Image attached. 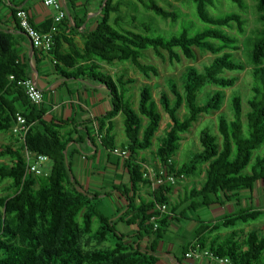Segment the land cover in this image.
<instances>
[{"label": "trees", "instance_id": "1", "mask_svg": "<svg viewBox=\"0 0 264 264\" xmlns=\"http://www.w3.org/2000/svg\"><path fill=\"white\" fill-rule=\"evenodd\" d=\"M18 1L23 0H9L14 6L11 10L15 18L19 11L25 10L19 9L16 5ZM79 1L66 0V4L72 11L76 10ZM187 1L194 9L196 7L195 17L201 26L191 22L189 27L182 26L179 34L170 37L157 34L153 20H140L138 17L141 5L140 8L147 13L177 23L181 14L167 10L160 0H101V19L97 27L89 33L85 32L82 49L66 39L70 48L68 54L54 51L59 40L58 34L55 36L51 54L56 53L57 61L65 69H73V73L66 76L76 79L88 77L104 85L110 92L113 109L106 116L98 118L99 132L105 131L103 145L110 150L117 149L113 120L119 115L124 116L127 144L123 148L129 154L124 165L131 176V187L122 191L128 209L117 217H109L99 208V196L92 197L74 185L66 156L71 142L70 134L62 132L63 126L68 127L72 122L47 123L44 120L46 111L29 101L25 89L19 85L31 79L29 66L19 60L12 34L0 26V134H13L18 115L23 116L30 127L22 149L0 147V162L6 159L12 162L11 165H0V183L12 180V189L16 190L13 195L0 200V264H157L158 258L141 248L140 241L144 236L141 231L149 233L154 230L151 221L156 218L159 220L156 232L159 238L162 237L171 217L163 215L160 208L169 206L175 185L158 187L151 202L142 201L138 206L135 205V197L141 185H152V181L146 178L148 173L139 155L154 146L162 114L150 87L141 90L137 112L128 98V86L134 81H125V76L115 80L102 72L103 64L132 63L147 79H151L152 75L158 77L159 71L155 66L141 62L144 52L149 50L161 57L167 53L171 63H180L182 56L195 60V48L215 57L203 71L196 67L189 68L183 92L173 80L169 81L175 105L166 94L160 99L162 108L171 120L170 130L156 151L161 168L178 182L183 177L195 174L196 167L207 165L203 184L193 187L186 194V202L191 203L190 209L209 207L222 202L221 198L231 199L245 191L253 194L259 184L264 192V156L255 158V154L264 148V0H256L263 28L249 52L255 66L253 74L258 81L250 100L247 135L242 133V100L236 96L232 100L235 120L229 121L224 115L219 116L218 131L222 144L218 135L205 130L200 138L203 151L181 168L173 163L184 135L190 132L200 117L223 109L225 89L233 88L237 82L236 77H226L225 74L244 70L243 63L235 57V53L241 51V42L228 32L236 26L240 35L246 33L244 15L230 12L216 17L211 12L218 9L215 0ZM228 1L242 12H247L245 0ZM124 8L127 12H124ZM74 22L75 29H79L80 23L76 18ZM210 86L219 90L212 94L206 104H200L204 90ZM182 106L189 114L183 121L178 117ZM143 118L148 121L145 128ZM25 147L47 156L54 163L50 176L42 177L39 188H36V178L27 172ZM248 169L250 173H246ZM129 212L135 213L129 224L140 222V231L133 237L122 234L117 227ZM263 214L262 211L245 210L228 218L223 225L230 227L237 223L257 221ZM107 242L112 245L106 246ZM246 244L248 249L245 252L240 253L236 245L217 251L216 255L229 257L233 264H253L264 253V237L251 232Z\"/></svg>", "mask_w": 264, "mask_h": 264}, {"label": "crops", "instance_id": "2", "mask_svg": "<svg viewBox=\"0 0 264 264\" xmlns=\"http://www.w3.org/2000/svg\"><path fill=\"white\" fill-rule=\"evenodd\" d=\"M43 1L23 0L16 2V5L19 9L25 8L24 11L38 31L40 29V32H47L59 11L47 8ZM59 1L62 2L67 17L60 25L59 40L54 51L56 50L57 54H68L70 48L66 39L73 41L82 49L85 44L83 37L85 32L89 33L97 27L101 19V0H80L76 10L72 11L68 8L66 0ZM12 7L14 6L9 0H0V26L12 34L19 60L29 66L31 80L38 84L44 94V103L38 108L46 111L45 122L58 124L72 122L68 127L63 126L62 132L70 134L71 142L66 156L71 178L73 182L75 181L74 185L78 186L79 191H84L92 197L99 196V208L102 207L103 211L111 210L109 209L113 204L111 200L116 198L120 206L116 210V215L109 217L124 214L128 209V202L122 191L131 187V176L124 165L129 154L127 159L122 157L126 150L123 148L124 144L118 149L117 141L115 142L117 149L110 150L105 147L103 145L105 131L99 132L98 118L106 116L113 109L109 90L88 77L76 79L66 76L73 73V69H65L57 61L56 53L45 54L35 50L30 39L17 27ZM3 10H6L5 15L2 13ZM75 18L80 23L79 29H75ZM121 119L122 116L119 115L113 121L118 122ZM74 123L79 125L75 126ZM160 169L163 171L161 167ZM146 170L148 173L146 178L152 181V185L140 186L135 197L136 206L142 201L151 202L157 189L153 186L152 171ZM193 187L185 178L179 181V185L170 196L169 206L165 211H161L163 215L171 217L166 230L159 238L156 232L159 220L153 219L151 223L155 229L149 233L141 231L144 235L140 241L142 250L156 256L157 264H233L227 256L218 257L217 251L236 245L239 246L240 253L247 251L246 240L251 232H257L263 237L264 214L253 227L247 224L242 226L243 223L230 227L223 224L228 218L245 210L264 212V208L259 207V198L255 200L254 194L251 193L249 197H243L241 192L240 196L231 199L221 198L222 202L209 207L190 209L191 203L186 202V194ZM256 189L258 196L264 195L261 184ZM134 216V212H129L118 224L117 227L121 225L125 227V230L122 229L123 232L119 230L122 234L133 237L140 231V222L129 224ZM189 254L194 256L187 257ZM253 264H264V253Z\"/></svg>", "mask_w": 264, "mask_h": 264}, {"label": "rangeland", "instance_id": "3", "mask_svg": "<svg viewBox=\"0 0 264 264\" xmlns=\"http://www.w3.org/2000/svg\"><path fill=\"white\" fill-rule=\"evenodd\" d=\"M248 6L247 12H242L236 5L232 4L228 0H215L217 5V10L212 9L211 12L214 16L220 17L224 16L225 13L230 12H239L244 15L245 20L247 21V25L245 27V34L240 35L237 27L235 26L234 29L229 30L228 32L233 36L239 38L241 42V51L235 53V57L239 59L243 65L244 70L239 72H227L225 74L226 77H236L237 82L233 88L225 89L226 93V100L223 106V109L219 112H214L210 115H203L200 117L199 121L194 124L190 132L184 135L183 141L181 142V149L178 155L174 158L173 163L177 168H181L185 163H189L191 159L198 153L203 151L201 145V135L203 131H209L213 135L219 136V142L222 144V138L218 131V123H219V116L224 115L229 121H234L235 116L233 112V98L238 96L242 100V108H243V115L241 118L242 124V133L243 135H247L248 133V114L251 112V105L250 100L254 95V86L256 85L257 77L253 74L255 70V66L253 65L250 57L249 52H251L252 45L256 37L259 36V33L262 31V23L259 19V14L256 9L257 1L256 0H245ZM61 2V1H60ZM62 3V2H61ZM160 4L165 7L169 11H177L181 14V19L177 23H172L171 21H164L163 19L155 16L154 14L147 13L143 8H140L139 5V19H150L155 22V28L157 29V34H164L169 35L170 37L173 34H179L182 31V26L189 27L191 22L195 23L196 26H201L200 22L195 17L196 7L190 4L187 0H183L177 2L175 0H160ZM7 10V9H6ZM6 10H3L2 13L5 15ZM55 11V8H52ZM124 12H127L124 8ZM211 13V14H212ZM195 31V30H193ZM196 53L195 60H188L184 56H182V60L180 63H171L168 58V54L164 53V56H158L155 54L153 50H149L144 52V56L141 59V62L145 65L155 66L159 71V76L156 77L154 75L151 76V79H147L143 74H141L138 69L132 63H124V64H115L109 66L108 64L102 65V72L105 75H109L115 80L119 79L122 76H125V81L133 80L134 83L128 86L129 94L128 98L131 100L133 108L138 112L139 105H140V96L141 90L144 87H150L153 92V97L155 102L157 103L158 110L162 114V122L154 139V146L146 151L142 152L139 155V160L144 163V168L151 170V174L154 178V184L156 183L157 179L160 177V162L158 157L156 156V151L158 147L161 145L162 141L164 140L166 134L169 132L171 127V120L169 115L164 111L161 106L160 99L163 94H166L170 99L173 105H175V96L169 89V81L173 80L179 90L183 92V88L185 85V76L188 72L189 68L196 67L200 71H203L205 66H208L212 63L213 59L215 58L210 53L201 52L198 49H194ZM264 67V64L262 65ZM219 90V88L215 86H210L206 88L199 100L200 104H206L212 94ZM118 122L114 121L115 124V134L117 135L116 141L118 143V149L120 145L127 144V138L125 135V124H124V116ZM189 116L188 111L185 106H182L178 111V117L180 120H185ZM148 125V121L143 118V128ZM143 132V129L141 133ZM11 133H3L0 134V147L2 146H11L12 148L18 150L22 149L23 142L16 136ZM264 156V148L259 150L255 154L256 156ZM254 158V160H255ZM11 165L12 162L10 159L3 160L0 162V165ZM54 166L53 161L49 160L46 162L42 168L43 174L50 176L52 168ZM206 169L207 165L198 166L195 169V174L190 175L189 177H185L186 182L189 185L194 187H200L203 182L205 181L206 176ZM162 170H165L162 168ZM166 171V170H165ZM167 172V171H166ZM246 173H250V169L246 171ZM36 178V188H39V183L42 177H35ZM163 180H167V177H162ZM72 179V178H71ZM180 181V180H179ZM179 181L176 184L179 185ZM12 180H6L3 183H0V200L13 195L16 190L12 189ZM69 186V185H68ZM73 186V185H71ZM70 186V187H71ZM174 187V190L176 187ZM259 186V185H258ZM260 189V188H259ZM261 192V190H260ZM258 190L256 189L254 194V199L257 200L259 198L260 201V208H264V195L258 196ZM250 192L245 191L242 193L243 197H249ZM113 204H111V210H104V213L108 216L116 215V210L120 206L116 198L111 200ZM257 207V205H256ZM102 209V207H100ZM1 210H4L1 208ZM259 221H254L250 223H246L249 227H253L254 224H258ZM246 224H242L245 226ZM127 228V227H126ZM118 229L123 232L125 227L123 225L119 226ZM123 229V230H122ZM264 237V234H263ZM106 246H111L110 242L105 243Z\"/></svg>", "mask_w": 264, "mask_h": 264}, {"label": "built area", "instance_id": "4", "mask_svg": "<svg viewBox=\"0 0 264 264\" xmlns=\"http://www.w3.org/2000/svg\"><path fill=\"white\" fill-rule=\"evenodd\" d=\"M43 4L47 8H55L59 11V15L54 18V23L49 31H38L33 26L28 14L24 10H21L16 14V20L17 27L30 39L33 48L45 54H50L53 51L55 45V36L58 34L60 25L66 19L67 15L63 11V5L59 0H44ZM11 79L13 80L14 78L12 77ZM19 85L25 89L26 95L33 105H35L36 107H40L43 105L44 94L35 81L30 79L24 82H20ZM29 130L30 127L28 126L26 119L23 116L18 115L17 122L13 128L12 133L25 144ZM24 154L25 160L27 162V172L29 175L40 178L48 177L47 175H44L42 171L44 164L49 161V158L47 156L32 152L27 147H25ZM122 157H125L127 159L128 152H123ZM165 176L167 177V180H163L162 177ZM182 179H184V177ZM164 184H177V179L174 176H169L165 170L161 171L160 177L157 179L156 183L153 186L158 188ZM160 210L165 211L166 206L160 208ZM192 256H194V254H189L187 257ZM226 262H228V260H226Z\"/></svg>", "mask_w": 264, "mask_h": 264}, {"label": "water", "instance_id": "5", "mask_svg": "<svg viewBox=\"0 0 264 264\" xmlns=\"http://www.w3.org/2000/svg\"><path fill=\"white\" fill-rule=\"evenodd\" d=\"M32 43V42H31ZM33 46V45H32Z\"/></svg>", "mask_w": 264, "mask_h": 264}]
</instances>
